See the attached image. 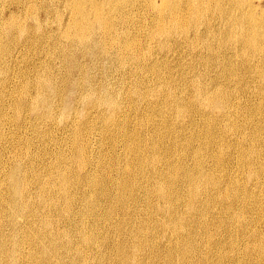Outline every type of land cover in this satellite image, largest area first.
<instances>
[{
    "label": "bare ground",
    "instance_id": "obj_1",
    "mask_svg": "<svg viewBox=\"0 0 264 264\" xmlns=\"http://www.w3.org/2000/svg\"><path fill=\"white\" fill-rule=\"evenodd\" d=\"M2 1L0 264H264V8Z\"/></svg>",
    "mask_w": 264,
    "mask_h": 264
},
{
    "label": "rangeland",
    "instance_id": "obj_2",
    "mask_svg": "<svg viewBox=\"0 0 264 264\" xmlns=\"http://www.w3.org/2000/svg\"><path fill=\"white\" fill-rule=\"evenodd\" d=\"M3 1L1 0L0 1V3H2ZM136 3V2H135ZM254 3L258 6V11H260L259 9H261V8H264V0H254ZM129 4H130V7H132V8H130V10H129V13L128 14H132L133 13V0H130V2H129ZM137 4V3H136ZM138 6V5H137ZM0 8H2L3 9V6H1L0 5ZM61 9V11H62V15H63V19H65V20H67V18H68V14L65 12V10H63V7H60ZM2 9H0V12H1V10ZM138 10H140V8H139V6L134 10V11H138ZM54 12H50L49 14H50V16L49 17H43L44 15H42V17H41V19L43 20V21H41L42 22V24H44L46 21V23L43 25L44 26V28H45V30H47V31H49V30H51V32H52V34H53V31H52V28H53V30H55L56 29V26H59V22L57 21H55V20H58L57 18V14H53ZM65 13V14H64ZM52 14V15H51ZM64 15H66V16H64ZM54 17V18H53ZM44 18V19H43ZM53 18V19H52ZM52 19V20H51ZM50 20V21H49ZM54 20V22H56L55 24H54V22H51V21H53ZM31 21V19L29 20L28 18H27V21H26V23H28V24H34L35 23V21L36 20H34V19H32V21ZM34 21V22H33ZM30 22V23H29ZM50 22V23H49ZM52 23V24H51ZM48 24V25H47ZM52 26V27H50V26ZM56 25V26H55ZM48 26V27H47ZM173 56V57H172ZM172 57V58H171ZM180 57V58H179ZM168 58V62H169V65L170 66H172V67H176L177 65H178V63H180V62H184L185 60L188 62V61H190L191 59L189 58V56H188V54H187V51H186V53L185 54H183V56L181 57L180 55H172V54H169V56L167 57ZM189 58V59H188ZM180 59V61L178 62V60ZM176 61V62H175ZM178 62V63H177ZM175 65V66H174ZM215 72V70H213L211 73H214Z\"/></svg>",
    "mask_w": 264,
    "mask_h": 264
}]
</instances>
